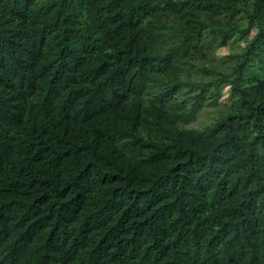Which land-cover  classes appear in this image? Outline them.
I'll return each instance as SVG.
<instances>
[{
	"label": "trees",
	"instance_id": "1",
	"mask_svg": "<svg viewBox=\"0 0 264 264\" xmlns=\"http://www.w3.org/2000/svg\"><path fill=\"white\" fill-rule=\"evenodd\" d=\"M0 264H264V0H0Z\"/></svg>",
	"mask_w": 264,
	"mask_h": 264
},
{
	"label": "rangeland",
	"instance_id": "2",
	"mask_svg": "<svg viewBox=\"0 0 264 264\" xmlns=\"http://www.w3.org/2000/svg\"><path fill=\"white\" fill-rule=\"evenodd\" d=\"M241 45L242 41H233L231 44L217 49L215 52V57L219 59L228 51L238 50ZM222 100H226V96H224ZM215 113L216 112L214 111V109L210 106L204 107L202 110L199 111L196 118L188 126L193 128H201L203 125L209 123L213 119Z\"/></svg>",
	"mask_w": 264,
	"mask_h": 264
}]
</instances>
